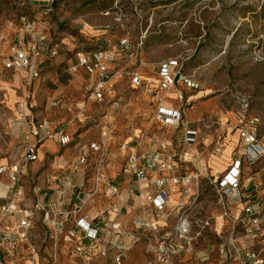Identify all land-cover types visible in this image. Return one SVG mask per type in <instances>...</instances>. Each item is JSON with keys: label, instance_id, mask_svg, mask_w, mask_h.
I'll use <instances>...</instances> for the list:
<instances>
[{"label": "rangeland", "instance_id": "1", "mask_svg": "<svg viewBox=\"0 0 264 264\" xmlns=\"http://www.w3.org/2000/svg\"><path fill=\"white\" fill-rule=\"evenodd\" d=\"M22 16L34 23L36 33L46 36L50 45L35 61L39 77L32 83L20 76L16 79L17 74L4 67L5 60L22 44ZM123 40H127V49L121 47ZM28 43L26 39L25 45ZM98 49L119 51L118 75L112 82L117 81L114 88L119 106L110 101L94 102L86 93V76L70 71L79 53ZM170 60L178 61L198 85L194 107L198 116L188 121L199 131V154L208 149L204 154L208 157L215 142L226 143V138L237 146L234 125L241 97L249 99L248 115L258 117L264 129V0H0V167L21 165L30 128L46 120L65 128L71 137L73 142L65 151L75 155L72 162L82 148L100 146V152H90L79 172L65 169L66 175L74 173L84 180L70 191L72 198L86 202V213L92 212L96 203H101L105 212L116 200L107 195L105 187H96L99 170L112 183L122 177L121 197L126 200L130 185L119 172L122 163L120 169H107L114 165L113 156L120 160L121 146L134 135L163 139L174 130L157 122L147 95L134 89L125 73L154 83L159 65ZM9 94L15 97L10 106ZM106 127L111 134L108 144L102 143L101 137ZM206 138L211 140L209 148L202 145ZM224 157L228 159L226 154ZM221 161L212 165L209 176L219 174ZM255 168L245 169L246 183ZM23 169H28L24 192L26 198H32L35 188L31 179L36 183L43 179L44 165L31 169L29 164ZM256 169L264 177V161ZM200 182L201 200L215 201L207 181L202 178ZM3 202L0 200V205ZM32 234L41 249V261H46L51 243L40 214L34 219ZM73 250L70 239L60 246L64 264H73ZM149 257L141 245L130 253L126 264H148Z\"/></svg>", "mask_w": 264, "mask_h": 264}, {"label": "built area", "instance_id": "2", "mask_svg": "<svg viewBox=\"0 0 264 264\" xmlns=\"http://www.w3.org/2000/svg\"><path fill=\"white\" fill-rule=\"evenodd\" d=\"M19 23L24 31L22 44L5 60L4 67L32 83L39 77L35 61L49 51L50 45L26 16L20 17ZM121 47L127 49V40ZM119 57L116 49L79 53L70 71L86 76V92L92 100L119 106L112 83L118 75L115 65ZM125 75L134 89L145 93V89L153 88V95L161 93L156 120L174 134L159 140L142 136V140H149L147 149L142 148L144 141L137 140L136 149L132 148L135 141L124 143L123 174L130 185L127 199L121 197L123 181L112 183L99 170L96 187H105L107 195L116 200L105 212L84 219L79 218L76 208L52 211L47 204H27L23 180L28 169L23 167L38 161L39 148L47 140L64 148L73 142L63 127H53L46 120L34 124L30 128L34 141L26 143L21 165L0 167V188L6 191L0 195L4 201L0 205V264H64L60 246L67 239L74 242L73 264H126L130 253L141 245L150 256L148 264H264V194L250 195L244 184L245 169L264 161V129L258 117L248 115L249 99L239 98L241 111L234 125L242 154L224 173L209 176L205 164L203 171L193 170L197 169L201 144L198 129L186 120V111L194 110L191 94L198 91L194 79L176 60L159 65L155 86L138 74ZM172 95L178 109L165 107ZM90 152H100V146L82 148L81 164L86 163ZM202 178L213 190L215 201L201 200L198 190ZM31 180L35 188L36 181ZM129 201H136L138 207L131 208L126 204ZM38 214L51 243L46 261H41V249L34 244L32 234Z\"/></svg>", "mask_w": 264, "mask_h": 264}, {"label": "crops", "instance_id": "3", "mask_svg": "<svg viewBox=\"0 0 264 264\" xmlns=\"http://www.w3.org/2000/svg\"><path fill=\"white\" fill-rule=\"evenodd\" d=\"M158 73H159V67L158 71H156V81H154V86L156 85L158 81ZM16 79H18V75H16ZM142 78V77H141ZM115 79V78H114ZM113 79V81H114ZM143 81H147L146 79L142 78ZM149 81V80H148ZM117 84V81L113 83V85ZM4 86H7V84H4ZM152 89L153 88H148L145 89V95H147V98L150 100L149 104H151L154 109L155 113L157 110V98L161 95V93L152 94ZM87 93V92H86ZM197 93V92H196ZM196 93L191 94V100L194 101V107L195 104L198 102V98L196 96ZM150 94V95H149ZM171 100H168L165 104L166 108H174L178 109V104L174 102V96H170ZM8 105H12L13 102L15 101V97L12 94L8 95ZM94 101V100H93ZM96 102V101H94ZM197 110L194 109L193 111L188 110L186 111V120L188 121V118L191 120H194L198 114ZM189 123H194L193 121H188ZM52 126L54 127L53 123H51ZM209 126V123H208ZM58 127V126H55ZM194 127V126H193ZM60 128V127H59ZM66 132V130H65ZM237 133V132H236ZM67 134V132H66ZM68 135V134H67ZM141 133L138 135H134L133 138H131L127 143L130 141H135L133 144V149H136V142L137 140L139 141H144L142 148L147 149L150 147L149 140L146 137V139L142 140ZM110 130L108 127L103 129V133L101 135L102 137V143L108 144L107 142L110 139ZM238 136V134H237ZM154 140L156 139H161L159 136L158 137H153ZM206 138L204 140L206 148L210 147L211 140ZM238 142L236 143L237 146L233 147V145L230 144L229 141H227V138L225 139L226 143H221L222 140H218L215 143H217L215 146L209 150L208 157L205 156L206 153L208 152V149L205 150L202 154L199 156V160L197 163H195V166L197 169H203L202 165L205 164L208 169H214L212 165L215 164L216 161H219L220 159H223V162L221 161L220 165V170L216 171L219 172V174H216L215 176H218L222 173H224L232 164V162L239 158L240 155L242 154V150L240 147V142L239 138L237 137ZM34 139L30 136V138L27 139V142H32ZM132 141V142H133ZM213 143V142H212ZM135 145V146H134ZM212 145V144H211ZM233 147V148H232ZM67 148L61 147L56 141L49 139L45 143H43L40 148H39V159L37 162L30 164L31 169H39L42 165H44V169L42 172V180L37 181L36 187H35V195L32 198H28V205H32L35 203L39 204H47L52 211H57L58 209H63V210H74L75 208L79 210V218H84V219H91L93 216L99 215V212H104L103 211V205L101 203H96L95 208L93 209L92 212L86 213V210H84V207L86 205L85 202L82 203L81 199H78V197H73L72 198V192L70 190L75 189L76 187L81 186L84 183V180H81L80 175H76L74 173H71L69 175H66L65 169H71L74 172H79L78 169H82L83 164L80 162V156L78 155L77 160L72 159L75 157L74 154H72L70 151H65ZM228 150V151H227ZM228 152V153H226ZM234 153V158L232 159L231 156ZM95 154V153H94ZM93 154V155H94ZM227 155L228 159L224 157V155ZM114 155L111 164H114L113 166H108L107 169H120V164L122 163V169L119 172H123L125 169V158L126 155L121 151L120 154V160L118 157ZM116 158V159H115ZM202 158V159H201ZM124 165V166H123ZM257 168V166H256ZM255 168V171L252 173L250 179L245 182V188H247L248 192L250 195H262L264 194V177H261L260 173L256 171L257 169ZM81 171V170H80ZM38 172V171H37ZM264 172V171H263ZM117 175V174H116ZM245 175V172H244ZM35 176V175H34ZM116 180L119 179V177H114ZM122 178V177H121ZM120 178V179H121ZM119 179L118 183H121V180ZM116 183V182H115ZM129 201L127 202V205H130L131 208L136 209L138 207L136 201L135 203ZM82 203V204H81ZM73 207V208H72ZM72 208V209H71Z\"/></svg>", "mask_w": 264, "mask_h": 264}, {"label": "bare ground", "instance_id": "4", "mask_svg": "<svg viewBox=\"0 0 264 264\" xmlns=\"http://www.w3.org/2000/svg\"><path fill=\"white\" fill-rule=\"evenodd\" d=\"M5 192H6L5 189L0 188V195H4Z\"/></svg>", "mask_w": 264, "mask_h": 264}]
</instances>
